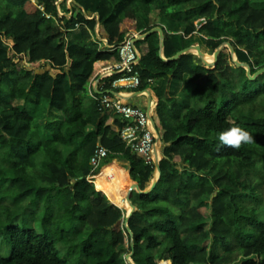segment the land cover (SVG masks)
<instances>
[{
  "label": "trees",
  "instance_id": "16d2710c",
  "mask_svg": "<svg viewBox=\"0 0 264 264\" xmlns=\"http://www.w3.org/2000/svg\"><path fill=\"white\" fill-rule=\"evenodd\" d=\"M58 1L0 0V237L12 244L0 264H129L126 248L135 264H264V72L250 79L227 47L213 66L194 52L162 57L195 45L214 53L229 41L254 75L264 67V7L253 0H73L69 17L67 0ZM153 12L165 44L161 52L158 32L136 41L148 50L135 70L138 89L159 99L165 147L161 177L152 191L133 195L126 226V210L101 181L104 169L96 186L89 177L97 145L131 165L129 179L143 191L155 168L126 146L125 122L100 112L87 85L97 62L119 56L127 34L154 27ZM99 23L113 51L95 38ZM22 59L28 67H19ZM50 109L63 119L50 120ZM230 121L253 142L220 146ZM20 204L29 217L10 225Z\"/></svg>",
  "mask_w": 264,
  "mask_h": 264
},
{
  "label": "built area",
  "instance_id": "2783aa9c",
  "mask_svg": "<svg viewBox=\"0 0 264 264\" xmlns=\"http://www.w3.org/2000/svg\"><path fill=\"white\" fill-rule=\"evenodd\" d=\"M35 1V0H34ZM140 33H129L119 46V63L116 70L121 73L119 79L111 84V89L96 97L98 110L102 113H112L125 122L120 131L122 141L133 152L139 154L147 165L157 168L160 165L158 136L153 129L149 113L143 108L125 102L117 92L120 89H138L142 85V79L135 70L141 60L139 48L136 41ZM153 84V80L149 79ZM110 151L98 146L91 158L90 178L96 184L95 179L103 169V163L109 158Z\"/></svg>",
  "mask_w": 264,
  "mask_h": 264
},
{
  "label": "crops",
  "instance_id": "0c3cea01",
  "mask_svg": "<svg viewBox=\"0 0 264 264\" xmlns=\"http://www.w3.org/2000/svg\"><path fill=\"white\" fill-rule=\"evenodd\" d=\"M61 2H63V0H60V1L57 2V6L58 7L60 6ZM72 4H73V0H67V8L69 10H71V12L68 14L69 17L72 15ZM60 15H64L62 11H60ZM150 25H153L154 26L153 28L162 27L161 24H159V16L157 15L156 12H153L151 14ZM146 28H147V26L144 27V29H146ZM179 33H182L181 28L179 30ZM140 34L142 35V33H140ZM105 35H106L105 28H104L103 24L99 23L98 27H97V31L95 33V38L97 37V39L99 41H101L103 47L108 48L109 51H113V49L109 48V46L107 44V39L105 38ZM159 36H160V34H159ZM141 39H144V37H139L138 38V40H141ZM139 50H140V54H141V58H142L143 55L148 50L147 43L142 44L139 47ZM202 50H203V47H202ZM203 52H204V54L206 56H208L205 53L204 50H203ZM119 59H120L119 56H116V57H112L110 60L99 61V62H97L95 64L94 73L91 76V78L89 79V82H88V85H87L88 92H89V95L91 97L96 99V97L98 95H100L103 92H105V86H106L107 80H109L113 75H116V74L120 73L119 71L116 70V67H117V65L119 63ZM202 60L204 61L203 58H202ZM206 60H209V59H206ZM169 88L170 87L167 88V91H169ZM117 94L120 97H122V99L125 102L137 105V106L143 108L144 110H146L149 113V115L151 117V120H152L153 129L155 130V132H156V134L158 136L159 156H160V159H162L163 158V150H164V147H165V143L163 142L164 134H163L161 120H160V118L158 116V111H157L158 102H159L157 94L151 88H146L144 90H139V89H120V90H118ZM90 126L92 128H90ZM90 126L88 127V129H90V130L93 129V125H90ZM112 166L115 169L114 168H109L111 166H108V167L105 168L106 171H108L109 169H112V171L114 173H117V175H119V177H121L120 174L124 175L125 172L123 170L119 169L117 166H114V165H112ZM104 167H105V165L103 166V169H104ZM118 185H119V183H118ZM165 262H167V261H165Z\"/></svg>",
  "mask_w": 264,
  "mask_h": 264
},
{
  "label": "rangeland",
  "instance_id": "374dc122",
  "mask_svg": "<svg viewBox=\"0 0 264 264\" xmlns=\"http://www.w3.org/2000/svg\"><path fill=\"white\" fill-rule=\"evenodd\" d=\"M252 5L255 6V7H258V8H262V7H264V0H253L252 1ZM226 47L231 52V49L228 46H224V48H226ZM203 50L208 55V56L205 55L204 57L206 59H209L210 61H214V53H212L208 49L205 50L204 47H203ZM231 55H232V57H233V59L235 61L237 59V56L235 54H232V53H231ZM26 59H24V60L22 59V60H19L18 61L19 67H23V66L28 67L29 66V64H28V62H27ZM238 66H240V65H238ZM22 102L23 101H21V100H13V103L15 105H19ZM49 119L52 120V121L63 119V114L61 112H59V111L54 110V109H50V111H49ZM90 128H92V127L90 126ZM97 146H103V147L107 148L106 146H104L102 144H98ZM1 147L2 146L0 144V148ZM107 149L110 151L109 148H107ZM111 163H117L120 167H122L124 169L123 171L125 172L124 175L123 174H120L121 177H119V175H117V173H114L112 171V169H109L108 171H106V169L104 168V171L101 173L100 178H101V181H102V183L104 185V188L108 191V193L114 199H116V201H117L118 204L115 203L112 200H111V202L113 204H115V205H117V206L125 209L126 210V217H127L128 216V213L130 212V207H129V203H128L126 197L129 194V190H130V188L133 185V183L130 181V179H132V178H131L130 173H129V169H128L129 167L127 166L126 163H124L122 161H119L118 159L111 160L110 157L103 163V166L104 165H105V167L106 166H110L109 164H111ZM117 164H114V165H117ZM111 165H113V164H111ZM109 168H114V167L111 166ZM129 177H130V179H129ZM157 177H158V172L155 171V173L153 175V178H152V181L150 182V184L147 187V189H149V187L151 186L152 182L155 181L157 179ZM95 181H96V179H95ZM118 183H119V185H118ZM95 186H96V184H95ZM119 189H124V190H126L127 193L123 197H119L118 196ZM136 192L137 191L134 190L133 191V195ZM11 212H12L11 215H12L13 219L9 221V224L10 225H14L15 223L16 224L22 223L23 220H24V218H28L29 217V213L28 214L23 213V204H20V205L14 206V207L12 206ZM11 252H12V244L9 243V242H6L2 237H0V256L1 257H5V258L6 257H9L11 255ZM122 254H123L125 260L130 264V260H131L130 259V255H131V252L128 250V248H126L125 250H123L122 251ZM166 264H169V261H167Z\"/></svg>",
  "mask_w": 264,
  "mask_h": 264
},
{
  "label": "water",
  "instance_id": "95a60500",
  "mask_svg": "<svg viewBox=\"0 0 264 264\" xmlns=\"http://www.w3.org/2000/svg\"><path fill=\"white\" fill-rule=\"evenodd\" d=\"M153 32H158L160 34V47H161V52H162L164 44H165L164 30H163L162 27L153 28L152 30L148 31L147 33L140 35V37H144L145 38L146 36H148L149 34H151ZM224 46H228L231 49V53L236 55V52H235V49H234L233 45L231 44V42L228 41V42H225L224 44H222L218 49L215 50V52H214V61H208V60L205 59V57H204L205 54H204V52L202 50V47L200 45L186 47V48L182 49L181 51H179L174 57H171V58H165L163 56V54H162V57H163V59H165V61H171V60L177 59L178 57H180L181 55H183L185 53L196 52L201 58L204 59L205 63H207L209 66H213L217 62L219 54L223 50ZM235 62H236L237 65L244 66V67L247 68V74L250 77V79H255L258 75H260V74H262L264 72V67H263L256 74L252 75L251 69H250L248 64L240 63L238 61V59H236ZM128 169H129V173H130L131 169H132L131 165H129ZM157 172H158L157 179L151 184L149 189H146L144 191L141 190L140 185L137 182L133 181V187H132V189L130 190L129 194L126 197L128 203H129V207H130V212L128 213V216L126 217V223H125L126 226H127V221L130 218L131 214L136 210V206L132 202L133 191L136 190L137 193H140V194H144V193H148V192L152 191L155 188L157 182L159 181V179L161 177L160 165L157 168ZM130 232H131V230H130ZM132 254H133V252L130 255V259H131L130 260V264H135L133 262V260H132ZM169 264H170V262H169Z\"/></svg>",
  "mask_w": 264,
  "mask_h": 264
},
{
  "label": "clouds",
  "instance_id": "9594fccd",
  "mask_svg": "<svg viewBox=\"0 0 264 264\" xmlns=\"http://www.w3.org/2000/svg\"><path fill=\"white\" fill-rule=\"evenodd\" d=\"M217 139L220 146H229L235 149L240 148L242 144L253 142L252 134L234 121L229 122V127L226 130L219 132Z\"/></svg>",
  "mask_w": 264,
  "mask_h": 264
},
{
  "label": "bare ground",
  "instance_id": "6f19581e",
  "mask_svg": "<svg viewBox=\"0 0 264 264\" xmlns=\"http://www.w3.org/2000/svg\"><path fill=\"white\" fill-rule=\"evenodd\" d=\"M132 187H133V185H132ZM132 187L130 188V190L132 189ZM130 190H129V192H130ZM161 264H166V262L163 261V262H161Z\"/></svg>",
  "mask_w": 264,
  "mask_h": 264
}]
</instances>
